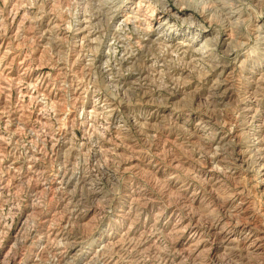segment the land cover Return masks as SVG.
Here are the masks:
<instances>
[{"label":"rangeland","instance_id":"rangeland-1","mask_svg":"<svg viewBox=\"0 0 264 264\" xmlns=\"http://www.w3.org/2000/svg\"><path fill=\"white\" fill-rule=\"evenodd\" d=\"M139 1L0 0V55L12 53L0 79L5 66L18 79L0 90V112L26 111L9 126L0 114V264H264V61L232 85L188 55L155 73L145 60L157 47L138 40L148 19L164 16L156 7L150 17L147 0L135 14ZM166 1L200 21L212 12L213 29L231 30L241 46L228 61L257 48L244 42L246 14L231 28L211 0ZM261 2L243 0V10L263 17ZM125 13L140 21L123 23ZM26 84L50 95L22 102ZM28 151L38 175L23 167Z\"/></svg>","mask_w":264,"mask_h":264},{"label":"bare ground","instance_id":"bare-ground-1","mask_svg":"<svg viewBox=\"0 0 264 264\" xmlns=\"http://www.w3.org/2000/svg\"><path fill=\"white\" fill-rule=\"evenodd\" d=\"M147 1H148V3L146 4L145 7H146V11L150 12V17L155 18L154 13H155L156 7H158L157 8L158 13L156 16H159L158 18L164 16L163 20L157 21L158 22L157 24L155 21H153V19H151V20L148 19V21H146L145 25L141 28L143 35L138 40V42H140V48L141 49L146 48L149 44L155 45L157 47V50H158V53H156L157 58L156 59H154V58L148 59L147 58L145 60L147 63L149 62V60L151 61V63L148 65V67H153L152 71H154L155 73H160L166 67L167 59L173 61V58H176L180 61H185L186 56L188 55V58H189L188 62L189 63L195 64L197 62H200V60H201V62L203 64H205L206 66L211 68L212 70L209 73L210 76L211 77L215 76L218 79L222 80L223 82L221 83V85H226V84L232 85L231 84L232 80L235 77H239V76L244 77V75H245L244 72L246 71V67L249 65L250 62L257 63L259 60L264 61V58H263L264 57V15H263V17H261L263 14V11L262 10L257 11V9H252V11L250 10L251 12L244 11L243 10L244 4L242 3L243 0H211L214 7L216 8V10L218 12L219 11L223 12V15L226 19V22L228 23V25L231 28L240 27L244 23V20H245V19H243L245 16L244 14L247 15L246 18H247L248 25H249L248 31H247L248 38L244 36V39H246V41H244V42L248 46L250 44L249 43L250 38H253L257 44V48L256 49L253 48L254 50H250L252 48L247 50L242 55L243 59H242V61L239 62L240 65H237L236 62L228 61L227 56L233 49L241 46V43L235 41L231 37V35L233 34V32L231 30H226V32H223L222 29L215 30L211 27V25L215 24V20L213 19V13L211 11H210L211 13H208V14L204 13L206 16L209 17V20H207V22H205L204 20L200 21L199 19H197L196 17L197 16L200 17V16L198 14L197 15L195 14L196 11L194 13L192 10H190L189 6L186 4H180V2L177 3L176 1L168 2L166 0H147ZM256 1H259L260 4L262 3L261 2L262 0H256ZM141 3L143 4L142 0H140L139 4H137V10H136L135 14L139 12L138 10L142 6ZM125 6L126 5H124L123 7H125ZM229 6H230V8H229ZM130 8H126L125 11H129ZM257 12H258V14H257ZM80 20L81 21H78L79 22L78 23V26H79L78 33H83L87 28L86 24H85V23H87V20H85V18L84 19L81 18ZM121 20L125 24H128L131 20L140 21V20H137V17H134L133 14H128V13H125V15L121 18ZM176 22L181 24V25H185V30L188 33H194V36L188 37L187 35L181 34L178 37L177 35L179 33V30L173 28V25L177 24ZM154 23H155V25H154ZM209 27H210V29H209ZM197 40H200L199 45L197 47H195V45L197 44ZM10 51L5 50L2 53V56L0 55L1 56L0 59L11 55L12 53ZM171 57H172V59H171ZM12 68H13V66H12ZM237 68L239 69V71L237 70ZM3 69L5 71V74H4V77L2 79H0V90L2 91L1 93H4V94L8 93L9 94V91L11 90L10 89L11 84L13 83V81H15V79L16 80H18V79L15 78L16 76L13 77L12 70H14V69L11 70V66H5ZM24 73H26V71H24ZM263 75H264V72L260 76H263ZM221 78H223V79H221ZM260 78L261 77H259V79H256L257 84H261ZM245 79H249V77H246ZM32 85H34V84H32ZM27 86L28 85L26 84V88L25 87L22 88V89H25L21 95V97L23 98L22 102H26L27 100H29L30 102L35 101V103L37 102V103L41 104L43 102L41 100H39V97L42 96L43 99L47 100V98H45V97H47V94L50 95L49 93L43 94V92L45 90H43V91L42 90H38V91L36 90V92L29 91ZM46 86H47V84H46ZM259 86H261V85H259ZM39 91L41 93H39ZM9 104H11V103H9ZM24 105L25 104H23V106ZM252 105L253 104L250 101L243 102L241 110L245 114L246 117H251V111L253 109ZM42 106H43V104H42ZM11 108H12V106H11ZM16 108L17 107H15V109ZM23 110H24V107H23V109L19 108V110L17 108V111H12V112H10L11 111V109H10L9 112H7L8 111L7 110L6 112H4V111L0 112V114L2 116V119L6 122V124L7 123L12 124V121H15V122L21 121V119L24 117V111L25 110L24 111ZM110 114H111V112H110ZM42 120H44V119L42 118ZM39 121H41V120H39ZM110 121H111V118H110ZM15 122L13 123V125L16 124L18 126V124ZM21 122L23 123V121H21ZM43 122H44V124L48 123V122L46 123V121H43ZM9 124H7V125L9 126ZM21 124H20V126L23 127L22 126L23 124L22 125ZM25 125H26V123H24V126ZM19 128H18V130H19ZM26 129H27V127H26ZM30 129H32V127ZM40 129H42V128H40ZM115 129H118V126H116ZM16 130L17 129L13 130L12 133L18 132ZM42 131H44V129H42ZM34 132H36V131L34 130ZM1 136L2 135L0 133V143H2ZM8 143L3 142L2 145L4 146V144H6L5 146L8 147V150L10 152L15 151L16 145L12 144L13 142L12 143L10 142L11 144H8ZM257 143H258V141H257ZM33 152H35V151H33ZM33 152L28 151L27 159L25 160V163H23V167H26V170L31 171V172H28V171L26 172L27 174H29V176L31 175V173L34 175V174H37L39 172V168L36 164V161H38V157ZM36 154H38V153H36ZM13 163H15V162H11V164H13ZM5 167L4 168L6 169V172H10V170H15V167L10 166V163ZM263 175H264V173H263ZM63 183H64V181H63ZM4 184H5V181L1 180L0 195H2L4 192V188H3ZM4 203H5V201H4ZM126 239H130L128 232H127ZM228 240L229 239H227V241ZM221 241H223V240L221 239ZM252 241H253L252 243L255 246H257L261 240L258 239V237H256ZM74 244L79 245V244H81V242L77 241ZM118 244H119V242L114 243L115 246H117ZM225 245H226V243H225ZM95 257H97V255H95ZM111 258L104 261V264H117L115 262L117 260L113 261Z\"/></svg>","mask_w":264,"mask_h":264}]
</instances>
